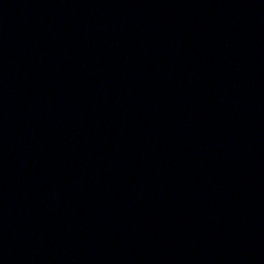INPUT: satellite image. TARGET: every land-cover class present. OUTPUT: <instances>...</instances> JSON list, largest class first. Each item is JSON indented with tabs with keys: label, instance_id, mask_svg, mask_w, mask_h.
Here are the masks:
<instances>
[{
	"label": "water",
	"instance_id": "1",
	"mask_svg": "<svg viewBox=\"0 0 264 264\" xmlns=\"http://www.w3.org/2000/svg\"><path fill=\"white\" fill-rule=\"evenodd\" d=\"M0 264H264V0H0Z\"/></svg>",
	"mask_w": 264,
	"mask_h": 264
}]
</instances>
